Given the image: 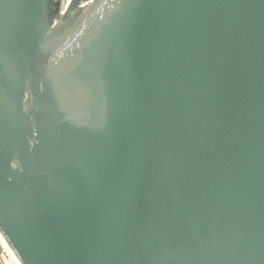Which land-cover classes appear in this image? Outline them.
Masks as SVG:
<instances>
[{
	"label": "water",
	"instance_id": "water-1",
	"mask_svg": "<svg viewBox=\"0 0 264 264\" xmlns=\"http://www.w3.org/2000/svg\"><path fill=\"white\" fill-rule=\"evenodd\" d=\"M0 234L20 264H264V0H0Z\"/></svg>",
	"mask_w": 264,
	"mask_h": 264
},
{
	"label": "bare ground",
	"instance_id": "bare-ground-1",
	"mask_svg": "<svg viewBox=\"0 0 264 264\" xmlns=\"http://www.w3.org/2000/svg\"><path fill=\"white\" fill-rule=\"evenodd\" d=\"M0 246L2 247L3 253V262L4 264H18L19 260L15 256V254L12 252L10 247L8 246L7 242L3 238V236L0 234Z\"/></svg>",
	"mask_w": 264,
	"mask_h": 264
},
{
	"label": "built area",
	"instance_id": "built-area-1",
	"mask_svg": "<svg viewBox=\"0 0 264 264\" xmlns=\"http://www.w3.org/2000/svg\"><path fill=\"white\" fill-rule=\"evenodd\" d=\"M2 253H3V250H2V247L0 246V264H4ZM18 264H20V263H18Z\"/></svg>",
	"mask_w": 264,
	"mask_h": 264
}]
</instances>
